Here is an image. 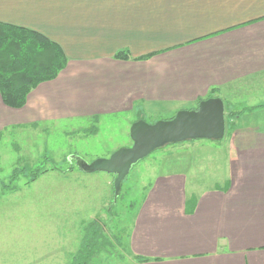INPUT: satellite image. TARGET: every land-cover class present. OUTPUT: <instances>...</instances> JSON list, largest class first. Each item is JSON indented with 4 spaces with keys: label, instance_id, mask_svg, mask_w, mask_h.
<instances>
[{
    "label": "crops",
    "instance_id": "0c3cea01",
    "mask_svg": "<svg viewBox=\"0 0 264 264\" xmlns=\"http://www.w3.org/2000/svg\"><path fill=\"white\" fill-rule=\"evenodd\" d=\"M0 22L43 33L68 58L22 109L0 96L3 134L151 104L177 113L264 74V0H0ZM123 50L132 59H116ZM230 147L224 189L191 193L176 173L142 197L129 236L150 260L139 264H264V130L239 127Z\"/></svg>",
    "mask_w": 264,
    "mask_h": 264
},
{
    "label": "rangeland",
    "instance_id": "374dc122",
    "mask_svg": "<svg viewBox=\"0 0 264 264\" xmlns=\"http://www.w3.org/2000/svg\"><path fill=\"white\" fill-rule=\"evenodd\" d=\"M219 97L225 110H247L240 118L228 120L224 138L188 141L153 152L129 173L118 198L114 175L85 173L74 158L91 163L131 147L135 122L168 120L177 114L173 107L151 104L97 118L9 129L0 143V264H69L80 246L84 225L92 220L104 225L113 248L112 255L101 256L95 264L132 262L129 236L134 218L156 180L177 173L187 177L188 192L224 189L229 180L232 134L247 125L264 130V107L263 112L254 109L264 104V74L234 85ZM17 167L26 168V175L11 182ZM36 168L48 172L30 183Z\"/></svg>",
    "mask_w": 264,
    "mask_h": 264
},
{
    "label": "trees",
    "instance_id": "16d2710c",
    "mask_svg": "<svg viewBox=\"0 0 264 264\" xmlns=\"http://www.w3.org/2000/svg\"><path fill=\"white\" fill-rule=\"evenodd\" d=\"M152 56L153 54L137 59L144 60ZM115 58L130 60L132 56L129 51L123 50L117 52ZM67 64L68 58L62 47L43 33L0 22V96L7 107L22 109L27 103L28 95L40 84L57 79ZM213 97H219L218 88L211 89L206 99ZM201 101L203 100H200L199 103ZM199 103L196 107L186 110H196ZM246 112L247 110L228 111V115L225 117L226 125L228 120L238 119ZM230 126L231 130L235 129L234 122L231 121ZM3 135L0 133V143ZM26 171V168H15L10 176V181L15 182L19 175H26ZM46 172L48 170L34 169L31 172L30 183ZM7 186L9 187V185ZM109 240L104 225L99 220L86 223L80 246L69 264H95L103 256L112 255L113 248ZM115 240L118 241L117 238ZM118 246H122L119 241ZM131 254L133 260L128 264L150 261L148 258L135 255L132 252Z\"/></svg>",
    "mask_w": 264,
    "mask_h": 264
},
{
    "label": "water",
    "instance_id": "95a60500",
    "mask_svg": "<svg viewBox=\"0 0 264 264\" xmlns=\"http://www.w3.org/2000/svg\"><path fill=\"white\" fill-rule=\"evenodd\" d=\"M226 133L225 103L219 97L200 102L196 110H181L170 120L149 124L140 119L130 131L133 145L121 148L109 158L91 163L75 157L78 168L85 173L105 172L115 175V197L133 168L153 152L171 144L195 140H222Z\"/></svg>",
    "mask_w": 264,
    "mask_h": 264
}]
</instances>
